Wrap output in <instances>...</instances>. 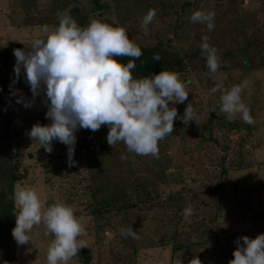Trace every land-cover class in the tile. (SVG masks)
Wrapping results in <instances>:
<instances>
[{
  "label": "rangeland",
  "instance_id": "1",
  "mask_svg": "<svg viewBox=\"0 0 264 264\" xmlns=\"http://www.w3.org/2000/svg\"><path fill=\"white\" fill-rule=\"evenodd\" d=\"M70 1L67 6L65 4L62 6L60 3L65 2L64 0H0V53L5 49L9 53V64L2 69L6 74L8 88L6 92L2 91L6 100L0 101V118L8 111L11 127H14L11 129L14 137L9 141L13 160L18 165V178L14 182V191L19 186L29 185L36 188L43 208L57 201L70 205L74 214L82 218L84 232L80 239L86 246L91 247L93 252V258L88 264H179V257L182 264H185L187 250L173 255L172 248L178 242L188 243L195 240L194 230L200 234L203 232L201 224L203 216L208 218L210 223L206 228L211 234L216 235V239L212 242L207 241L206 247H209L207 253L203 252L202 248H196L193 252L194 257H198L202 264H228L233 258L236 238L243 235L255 238L256 235L264 233V63L260 64L259 58L264 57L262 28L264 0H238L240 6L237 11H233V4L231 5L232 2H236L235 0H225V2L199 0L200 3L187 9L189 11L183 17L189 20L188 15L194 11L200 8L210 10L214 8V4H218L212 21L213 33L219 40L215 47L217 55L220 51L232 48L228 46V43L235 42L230 37L231 25L245 17L249 11L251 12L246 16V21L250 24L245 26L246 33L249 36L258 35L263 41V45L258 49L260 53L255 54L256 63L259 62L260 65L256 70L244 68L239 60L241 55L234 53L233 58L228 57L229 61H223L230 62L226 64L225 70L212 73L210 80L204 75L201 66L193 71H183L179 75L186 91L191 94L192 99L189 102L197 103L202 100V104L205 105V108L197 114V123L206 120L209 114H214L215 120L210 125L211 128L204 132L206 138L196 135V129L190 125V121L184 122L185 127L180 129L174 125V135L170 140L166 139V141L163 138L159 141L162 154L158 150L157 155H138L128 152L122 142H117L111 147L106 140L108 128L101 126L96 130L98 136L96 141L101 145L100 149L107 148L105 160L97 155L100 159L99 163H92L85 155H73L72 160L75 163H69L67 158L62 165L47 170L43 165L46 158L61 152L63 143L54 140L53 150L46 152L39 143L34 142L27 135L33 124L39 122L43 125L49 121L45 117L46 106L43 97L37 96L33 100L30 86L25 83L23 77L19 79L15 77L13 49L24 48L33 38L41 37L44 34L43 26H51L53 20L59 17L58 13L69 14L72 11L74 13L77 7L89 14L95 13L92 0ZM181 2L182 0H99L106 9L105 16L122 24L137 38L145 39L144 43L155 44L161 39L165 48L171 50L175 47L176 50L183 51L189 48L181 39L182 29H179L180 32L178 31L177 34L174 33V24L179 17L176 11L181 10ZM152 8L156 9V16L145 32L141 21L146 12ZM99 13L100 10H97V14ZM188 22L193 32L199 30V33L203 34L208 30L204 23L199 22V25L195 26L196 22L191 20ZM227 29L229 34L224 32ZM242 37L243 35L238 36L239 39ZM18 42L20 44H17ZM192 42V52L195 50L201 52V42L195 39ZM194 61L201 65L206 61V57L201 52L196 54ZM186 77H190L191 84L195 87L186 84ZM205 80H208L209 84ZM242 81H247L241 96L254 114L252 123H249V126L244 124L237 128H228L225 123L220 124L226 114L220 111L219 98L223 89L240 84ZM217 84L222 87L210 94L209 90ZM208 85L209 88L206 89ZM198 92L204 97H196ZM17 96L25 101L33 100V106L26 108L22 103H17ZM179 104L181 103L170 106H175L177 109ZM77 134L78 131L75 136ZM209 134H212L211 138L207 136ZM241 137H243L242 142H240ZM225 154L227 158L223 160ZM166 155L170 159L167 160ZM163 164L168 165L164 171L159 166ZM222 165L229 169L227 179H223ZM154 171L163 172L156 174ZM104 172L110 176V186H114L117 179L121 182L136 180L137 176L151 179L155 182L152 189L161 192L163 198L169 193L177 194L182 188L186 189L190 186L197 193L203 189L205 191L199 192L197 197L202 199L201 197L205 196L209 206H203L197 198H193L191 215L185 216L183 211L179 212L180 216L177 217L165 215L164 222L155 218L157 212L162 214L159 206L140 212L133 209L128 215L116 210L104 215L95 214L90 211L103 196L109 194V191L100 192L87 203L86 200L90 197L88 195L90 188H97L100 183L106 181L104 175H100ZM163 174L165 178H162ZM192 176L198 177L197 180L194 181ZM220 181L222 187L213 191L211 186L217 185ZM240 201L250 206L245 207ZM186 204L187 202H183L182 207ZM216 204H220L222 213L219 216L218 227L214 228L212 217L216 212ZM177 208L176 205L171 206L168 212L173 213ZM195 218L197 221L194 222V227L190 226ZM129 230L134 235H129ZM44 231L43 223L35 225L29 233L31 243L18 245L15 242L16 259L13 264H47V250L53 237L51 234L44 235ZM185 231H190L191 237L188 238ZM68 264L85 263L71 259Z\"/></svg>",
  "mask_w": 264,
  "mask_h": 264
},
{
  "label": "clouds",
  "instance_id": "2",
  "mask_svg": "<svg viewBox=\"0 0 264 264\" xmlns=\"http://www.w3.org/2000/svg\"><path fill=\"white\" fill-rule=\"evenodd\" d=\"M214 15L212 11L196 10L190 20L206 24L211 31ZM58 16V25L43 26V37L33 38L24 48L13 49L15 77H23L33 100L43 97L45 117L49 121L33 124L27 131L29 138L46 152L53 150L54 140L67 145L68 161L75 163L72 157L76 131L84 128L94 132L107 126L106 140L111 147L122 142L128 152L157 155L158 142L172 134L174 119L178 118L176 107L170 104L184 102L189 94L178 73L163 69L150 76L134 77L135 59L122 63L118 58H139L143 52L123 26L98 18L79 26L67 12ZM155 16L154 8L143 16L141 25L145 32ZM200 48L209 71L215 73L219 58L207 36L201 38ZM153 59L160 57L155 54ZM246 85L247 81H242L223 89L220 111L227 119L239 115L245 123H252L250 110L241 96ZM221 87L217 84L209 93ZM33 100L25 101L17 96L16 102L30 108ZM196 118L191 103L179 117L185 123ZM13 199L18 211L12 237L18 245L31 243L29 233L35 225L43 223L44 235L53 237L47 250V264H68L86 246L80 239L84 232L82 218L74 214L70 205L57 201L43 208L36 188L29 185L17 187ZM192 211L189 204L183 214L188 216ZM128 234L134 235L130 230ZM234 243L236 248L228 264H264V233L255 238L243 235ZM189 264L202 262L193 257Z\"/></svg>",
  "mask_w": 264,
  "mask_h": 264
},
{
  "label": "trees",
  "instance_id": "3",
  "mask_svg": "<svg viewBox=\"0 0 264 264\" xmlns=\"http://www.w3.org/2000/svg\"><path fill=\"white\" fill-rule=\"evenodd\" d=\"M65 2H62V6H67L68 3H71L70 0H64ZM94 5V14H89V12L83 11L82 8L77 7L76 10L70 12L69 14L76 20L77 24L79 26H86L91 18H98L102 19L110 24L122 26V24L117 23L115 21L110 20L107 16L104 15V11L106 10L103 5L99 3V0H92ZM178 1V0H176ZM234 1V0H233ZM236 2H232L233 4V11H237V9L240 6V2L238 0H235ZM241 1V0H240ZM225 2V0H224ZM200 2L199 0H182L180 4V11H176V14H179V17L176 18V23L174 24L175 30L174 33L177 34L179 29H182L181 39L184 40L185 43L188 44L189 50H176L175 47H173L171 50L165 48L164 42L160 41L156 42L155 44H149L144 43L145 39H139L137 36H135L133 33H130L127 28L126 31L128 32V36L130 39H132L142 50L143 55L139 58H132V57H119L118 59L122 63H126L129 59H135L136 68L133 69V76L134 77H143V76H150L151 74H157L161 70L166 69L170 71H175L178 73V75H181V72H188L193 71L197 69L198 66H201L204 70V75L208 76V80L211 79L212 72L209 71L206 61L202 63L201 65L197 62H195L196 54L200 53V50H195L192 52V46H193V40L201 42V38L203 36L208 37V42L210 43V46L216 47V44L219 40H217V36L213 33V29L211 31L207 30L203 34L199 33V30L192 31V27L190 26V16L188 15L189 20L183 19V17L188 13L189 8H192L195 5H198ZM214 8L212 9H205L206 11H212L217 9L218 4L213 5ZM97 10H100V13L97 14ZM201 10V8H200ZM251 12V11H249ZM248 12V13H249ZM253 12V11H252ZM57 13V12H56ZM246 13L245 17L242 19L237 20L236 22H233L231 25V40L235 41L233 43H228V46H232V48H227L225 51H220L218 53L219 58V67L217 71L221 70L224 71L226 68V64L230 63H224L223 61H229L228 57L233 58V54H240L241 58L240 63L244 66V68L256 70L260 67L259 62L256 63L255 60V54L260 53V50H258L262 45L263 41L260 39L258 35L255 36H249L246 33L245 26L246 24L249 25L250 22L246 21V16L248 15ZM254 13V12H253ZM59 23V17L55 18L51 24V26L58 25ZM199 22H196L195 26H198ZM182 26L184 28H182ZM263 31H264V23L262 25ZM259 31V29H257ZM180 32V31H179ZM227 32L229 34V29H227ZM260 32V31H259ZM239 35H243L241 39L238 38ZM44 34L41 36L43 37ZM164 38V37H163ZM264 38V37H263ZM165 39V38H164ZM169 39V38H168ZM221 40V39H220ZM195 44V43H194ZM217 50V48H215ZM6 51V49L4 50ZM0 53V101H5L6 96L2 93V91L6 92L8 88V84L5 80V72H2V69L8 66V59H9V53L7 51L5 54L4 52ZM223 54H222V53ZM155 54H158L160 59L154 60L153 56ZM204 58V57H203ZM260 64L264 63V57L260 56ZM216 71V72H217ZM180 79V77H179ZM203 80V79H202ZM205 80L206 83L209 84V81ZM187 85H192L190 77H186L185 79ZM202 84V82H201ZM192 87H195V85H192ZM209 88V85L206 89ZM196 97L203 98L204 95H201L199 92L196 94ZM192 97L191 94H188L187 99L182 102L181 104L177 105V113L178 118L174 119V125H176L179 129L182 127H185L184 122L179 119L180 116H183L184 110L188 103H191ZM202 100H199L197 103H191L192 108L196 115L205 108V105L202 104ZM220 103H218V106ZM2 111V110H1ZM251 117L254 115L250 111ZM256 115V114H255ZM198 116V115H197ZM256 118V116H254ZM214 116L212 114H209L208 118L206 120L201 121L200 123H197V121H190V125L196 129V135L200 138H206V135L204 134L205 130L211 128L210 125L214 121ZM225 123L228 128H237L240 126L248 125L249 123H245L242 121L239 116H236L232 120L227 119L224 117V119L221 120L220 124ZM251 126V125H250ZM12 128L11 127V117L9 116L8 111L0 118V264H13L16 259V250L14 248L15 240L12 237L11 230L15 226V216L18 211L17 207L14 204V182L17 180V169L18 165L13 160V156L11 153V145L9 144V141L11 138L14 137L12 134ZM16 130V129H15ZM77 132V131H76ZM17 133V131H16ZM172 134H168L164 137L166 140H170V138L173 136ZM212 134L207 135L211 138ZM98 138L96 131H91L90 129H84L81 128V130H78V134L76 135V142L74 145V155H85L89 162L92 163H99L100 159L97 155L100 156L102 160H105L107 158V148L102 147L101 145L96 141ZM166 140V141H167ZM3 141V142H2ZM243 141V137H241L240 142ZM163 142H165L163 140ZM163 142L161 144L163 145ZM160 142H158V150L163 153V151L160 150ZM99 152V153H98ZM95 154V155H94ZM68 158L67 156V145L63 144V150L59 152L57 155H50L46 158L44 162V166L47 170L54 169L55 166L62 165L65 160ZM113 158V155H112ZM227 158L226 154L223 155V160ZM166 159H170L168 155H166ZM230 159V158H229ZM172 163V162H171ZM165 170V168L168 166L166 164L159 165ZM224 167V176L223 179L228 178V168L225 165H222ZM163 171H154L156 174H161ZM100 175H104L106 178V181L102 182L97 186V188H90L88 191V200H86V203L88 201L93 200V197H97V195L100 192L105 193L106 191H109V194L107 196H103L101 200H97L98 204L93 207V209L90 211L95 214L104 215L105 213L116 210L117 212H124L126 215L129 214V211L133 209H137V212L149 210L152 209L155 206H159L161 212H157L155 214V218H157L159 221L164 222V216L169 215L173 217L180 216L179 212L183 211V209L187 205H191L193 198H197L198 202H200L203 206H209V201L205 199V196H202V199H199L197 196H199V192H204L205 190H200L198 193L194 188L191 186L180 190L177 194H167L165 198L162 197L161 192H159L156 189H152V185L155 184L154 181L149 180L148 178L139 177L137 176L136 180H128L121 182L120 180H115L114 186H110L109 180L110 176L107 174V172L100 173ZM179 176L182 178V175L179 173ZM165 178V175L163 174V177ZM198 177L192 176V179L197 180ZM232 186L234 188V183H232ZM222 187V181H220L217 185L211 186L212 190H216V188ZM235 189V188H234ZM217 193V192H216ZM215 193V194H216ZM187 197H190V199H187ZM184 198L185 201H184ZM239 198V197H238ZM187 202L185 206L182 207V203ZM241 205L250 206V204L240 201ZM178 206V208L173 211V213L168 212V208L171 206ZM91 206V205H90ZM216 212L215 215L212 217L213 221V227H218L219 224V216L222 213L220 204H216ZM164 209V211H163ZM79 214V213H77ZM197 221V218L193 220V223L190 226H193L194 222ZM208 218L206 216H203L201 218V224H202V233H197L195 230L193 231L196 235V239L193 241H190L188 243H181L178 242L175 244L172 248L173 255L178 252H184L187 250V254L185 255V264H189V261L194 257L195 253H193L196 248H202L201 250L204 252L209 250V247H206L208 245L207 241H213L216 239V235L211 234L209 232V229L206 228V226L210 223L208 222ZM194 227V226H193ZM185 234L189 237L190 231H185ZM205 235V237H204ZM210 242V243H211ZM215 245V244H213ZM212 245V246H213ZM184 249V250H183ZM93 258V252L91 247L85 246L84 248H81L79 250V253L76 257L72 258L74 261L81 262L88 264L91 262Z\"/></svg>",
  "mask_w": 264,
  "mask_h": 264
},
{
  "label": "water",
  "instance_id": "4",
  "mask_svg": "<svg viewBox=\"0 0 264 264\" xmlns=\"http://www.w3.org/2000/svg\"><path fill=\"white\" fill-rule=\"evenodd\" d=\"M214 115V114H213Z\"/></svg>",
  "mask_w": 264,
  "mask_h": 264
}]
</instances>
